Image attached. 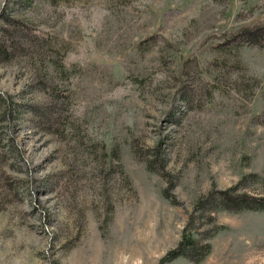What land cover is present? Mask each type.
Instances as JSON below:
<instances>
[{"label":"rangeland","instance_id":"obj_1","mask_svg":"<svg viewBox=\"0 0 264 264\" xmlns=\"http://www.w3.org/2000/svg\"><path fill=\"white\" fill-rule=\"evenodd\" d=\"M258 24L264 0H0V264H159L186 228L210 251L165 264H263L264 209L217 208L264 198Z\"/></svg>","mask_w":264,"mask_h":264},{"label":"trees","instance_id":"obj_2","mask_svg":"<svg viewBox=\"0 0 264 264\" xmlns=\"http://www.w3.org/2000/svg\"><path fill=\"white\" fill-rule=\"evenodd\" d=\"M237 38L242 37L240 43L243 45H253L264 47V25H252L244 26L236 33ZM248 36V37H247ZM235 40V35L234 38ZM238 43V44H240ZM231 190H224L219 192V204L217 208L237 210L252 209L262 210L264 209V198L252 197L248 193L240 192L238 195L231 196ZM215 197H213L214 199ZM203 199L199 200L200 204H203ZM198 203V204H199ZM185 229L182 239L176 247L169 250L167 254L160 260L159 264H165L177 257L183 256L193 259L196 262L201 261L211 249V244H202L198 242L197 238L188 233ZM203 253V254H202ZM202 254V256H200ZM264 264V263H263Z\"/></svg>","mask_w":264,"mask_h":264}]
</instances>
